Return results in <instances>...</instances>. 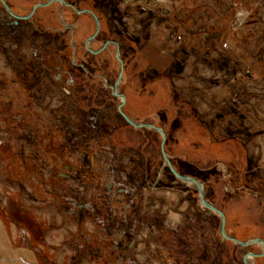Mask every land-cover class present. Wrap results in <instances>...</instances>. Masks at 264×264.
I'll return each mask as SVG.
<instances>
[{"label": "rangeland", "instance_id": "obj_1", "mask_svg": "<svg viewBox=\"0 0 264 264\" xmlns=\"http://www.w3.org/2000/svg\"><path fill=\"white\" fill-rule=\"evenodd\" d=\"M7 1L12 4L15 12L27 14L31 13L35 5L47 3L49 0ZM144 1L109 0L111 8L99 12L105 22L109 23L101 26L100 38L89 46L96 51L108 41L121 42L120 56L123 59V42L127 45V56L124 60L126 78L123 77L119 86L120 93L130 92L134 88L135 81H130L131 70L133 71L130 61L143 48L139 44L140 37L144 40L149 38L151 25L165 19L157 16L160 10H149L147 5L152 0H148V4ZM179 5L190 7L193 12L200 6L213 8L214 14L209 12L206 17L213 20L210 32L220 45L226 42L227 47H207L206 55L209 56V51L216 52V63L213 65V60H206L205 75L199 77L206 89L216 90L227 86L229 93L223 94L218 102H214L211 110L206 109L203 113L217 109L214 114L218 118L221 119L222 115L229 118L210 125L199 124L197 121L182 127L172 124L176 103H172L169 92L180 88L175 86L171 78L175 71L183 70L177 63L173 72L166 67L159 83L153 88L158 92L159 99L157 111L152 112L154 116L137 122L155 123L165 130V151L174 162L175 169L178 167L186 172L188 165H192L196 171H202L201 179L197 180L203 184L205 194H212L215 185L221 183L223 193L231 194L235 190L231 180H236L237 176L232 174L230 177V165L218 159L219 152L212 146L222 143L236 146L240 154L234 168L246 172L244 177L247 181L251 175L254 178L260 175L261 178V174H264V0H185ZM56 11V5L39 8L34 19L42 18L45 22L39 28L37 23L25 24L20 30L24 38H19V42H26L18 48L11 49L6 35L4 39L0 37V219L7 233L13 238V246L29 251L37 264H154L153 260H157L156 264H180L181 253L174 248V255L171 257L163 246H171L170 241L173 238L169 231L183 228L204 233L203 241L202 238L183 239L187 244L190 241L189 251L193 255L189 259L190 264H198V261L204 264H244L243 260L248 252L222 238L220 218L201 206L193 186L170 175L161 154L159 134L147 132L154 140L153 149L156 153V169L153 168L150 177L147 176L151 170L148 160L142 168L143 171L138 172L141 174L138 179L125 176L118 168L114 171V176L119 175L120 178L117 180L115 177L116 181L141 183L139 187L145 188L140 196L141 200L144 199L147 204L158 205V208L152 210L155 213H151V216L156 222L155 226L162 229L159 234L153 233L154 230L144 222L132 228L133 222L129 219L134 212L132 206L125 209L122 205L127 197L124 198L123 193L120 197L117 188L114 192L107 189L110 173L105 172L102 175L96 191H93L89 182L92 167L88 154L79 153L76 157L62 158L57 152L53 153V147L45 139L44 133L52 119L62 118L61 130L67 137L77 138L75 141L85 138L86 134L81 130L78 133L72 132V135L70 131L64 130L71 114H76L77 123L84 118L80 106L74 102L77 76L70 77L68 74L75 70L74 64H84L91 73L88 78L80 79L81 86L97 85L110 98L113 97L118 105L120 103L112 91L119 73V62L115 57L116 47L111 45L101 55L91 56L84 47L86 40L95 32L96 24L87 17L91 23H85L73 40L70 35L60 37L55 33V29H60L59 24L61 25ZM50 12H53V16L45 19L44 16L50 15ZM5 13L0 2L1 23H5ZM166 13L167 11L163 15ZM135 17V23H141L138 31L130 29L124 22V19ZM175 17L180 23L189 19L182 11ZM70 19L71 15L67 14L66 20ZM217 21L231 23L228 36L225 34L227 28L224 25L221 29H216ZM131 26L134 27L133 24ZM72 41L79 49L76 56L70 49ZM184 61L182 59L181 63ZM80 71L78 74H86L81 69ZM27 74H30L29 78ZM21 83L33 90L34 94H31L30 103L26 107L18 108L17 103L24 96L21 93ZM11 94L15 98L14 107ZM173 94L175 100L179 101V106H182L184 117L190 113L198 116L196 110H190L186 106L189 103L180 97L181 93L173 91ZM29 113L31 117L28 121L31 124L26 126L23 124V117H27ZM80 127L84 128L82 125ZM208 130H217V135L224 130V135L233 137L232 140L236 142H229V139L219 141V136L213 134L211 137L216 139L211 138V147L208 152H204L202 137H210ZM117 149L115 157L122 162L120 166L128 165L129 158L137 156L134 150L124 153L123 148ZM122 156L125 157L126 164H123ZM236 182L238 183L237 180ZM242 185L247 184L243 182ZM244 188L245 186L240 190L243 191ZM248 192L251 195L257 193L252 188ZM93 196L97 201L95 205L92 202ZM188 219L193 222L185 226ZM226 226L228 227V223ZM135 235L139 238H135ZM177 240L182 239H174L176 242ZM150 242H154L152 245L157 250V259L150 252ZM155 243L159 247H155ZM175 245L180 246L177 243ZM257 250L259 254L264 252V248L260 246ZM178 253L180 257L177 256ZM136 256H139L138 260ZM258 259L249 260V263L258 264Z\"/></svg>", "mask_w": 264, "mask_h": 264}, {"label": "crops", "instance_id": "obj_2", "mask_svg": "<svg viewBox=\"0 0 264 264\" xmlns=\"http://www.w3.org/2000/svg\"><path fill=\"white\" fill-rule=\"evenodd\" d=\"M184 1L185 0H152L150 4H148V0L144 1L148 4L147 7L149 10H160V12L157 13V16L165 18V21L163 20L160 23H153L150 29V36L146 40L140 37L139 44L142 45L143 48L139 50L135 58L130 61V64L133 66L130 81L133 79L135 84L133 90L123 93L126 96L127 102V104L125 103L126 105L123 107V110L125 114L134 121H144L149 119L151 115L154 116L152 112L155 110L157 111L159 99L158 92L153 88L159 83L166 67L171 68V71L173 72V68L177 63L183 67V70L178 72L175 71L173 73V78L171 79L175 86H178L180 90L176 88L172 90L181 93L182 95L180 94V97L189 103L186 106L190 110H196L198 116L190 113L189 116L184 117V113L181 112L182 106H179L180 103L175 100L172 91L169 92L170 99L172 103H176L175 106L173 105V109L176 111L171 118L172 124L176 123L179 125L178 127H182L183 125L195 124L197 121L199 124L204 125L206 123L210 125L211 123L215 124L218 121L229 118L228 116L223 115L221 119L218 118L216 114H214L217 109H213L207 114L203 113L206 109L211 110V107L215 104L214 102H218L219 99L223 97V94L229 93V87L227 86H221V88L216 90L213 88L206 89L204 82H202L203 80L199 77L200 75H205L206 60H213V65L216 63V52L209 51V56L206 55L207 47L211 45L216 47L223 46L217 42L216 38L212 37L213 33L210 32L213 26L211 21L213 20H208L206 18L209 12L214 14L213 8L210 6H200L196 12H193L190 7L179 5ZM126 4L127 3H125L124 6H126ZM166 11L167 13L163 15ZM179 11H182L183 14L189 16V19L186 22L180 23L177 21L175 16ZM133 19L134 18L124 19V22L127 23L130 29L138 31L141 29V23H135L137 17H135L134 20ZM131 24L134 25L133 28ZM222 25L227 28L225 34L228 36V29L230 28L231 23H219L218 21L215 23L216 29H221L220 27ZM223 44H226V42ZM127 48V45H124L123 42V61L127 56ZM182 59L185 60L183 63H181ZM74 75H76L78 79L77 86H75L77 92L75 93L76 97H74V102L77 103L83 111L82 114L84 115V118H81L79 124L84 127L83 130L86 132L85 138L81 137L79 138L80 140L78 139V141L72 142L71 138L67 137L60 128L63 119L57 117L52 119L49 122L48 127L44 129L45 139L52 145L53 153L57 152L62 158H67L68 156L76 157L79 153L88 154V158L91 161L90 166L92 167L89 182L90 186L93 187V191H96V186L98 185V181L103 177L102 175H104L105 172L110 173L111 175H108L109 182L106 184L107 189H112L114 192L115 188H117L118 194L121 195L123 193L125 196L124 198L127 197V200L122 201V205L125 206V209L128 207L130 208V205L132 206L134 212L133 215L129 216L130 222H133L132 228H135L136 224L142 225L144 222V224L150 226V229L154 230L153 233H161L162 229L155 226L156 222L153 220V216H151V213H155V211L153 212L152 210L158 208V205L147 204V201L145 202L144 199L141 200L140 196L145 190V188L139 187L141 183L136 181H133V183H122L116 181V179H120L119 175L115 174L116 176H114V171L118 168L122 173L124 172L125 176L127 175L131 179H138L141 175L138 174V172L144 168L143 166L148 160L151 170L149 175L147 173V176L150 177L153 173V168L156 169V167H154L156 161V153L155 149H153V146H155L154 140H152L147 131L130 127L125 121L119 118L117 114V101L113 97L110 98L103 88L98 87L97 85L85 87L79 84L81 78H88L91 74L82 75L81 73H72L70 77H74ZM26 76L29 78L30 74H27ZM123 77L124 79L126 78L124 72ZM21 84V93H23L24 96L22 101L17 103L18 108L26 107L30 103L31 94H34L33 90L24 86V83ZM10 96H12V94ZM12 98L14 99V107V95ZM7 106L8 108H12L11 105ZM29 117H31L30 113L27 117H23V124L26 126L30 123V121H28ZM98 119H100V121H98ZM102 119L109 127L106 131L99 129L102 127ZM97 121L99 123H97ZM153 125L156 126L157 124L153 123ZM224 133L225 131L223 130L217 135V130H208V136L210 137H207V135L202 137L204 152L209 151L211 147L210 145L212 144L211 136L213 134L219 136V139H217L219 141L229 139V142H236L232 140L233 137H227ZM205 144H207L206 147ZM118 147L123 148L122 150L124 153L128 150H134L137 156L130 157L128 165L120 166L122 162H119V159L116 160L115 157V155H117L115 151L118 150ZM212 147L219 152V160L228 162L231 167L230 177H232V174H234V177L237 176L236 180L238 183L235 179L231 180V183H234L233 186L235 188L231 194L223 193L224 190L222 183L221 185H215L212 194H205L207 200H211V203L225 214L226 224L228 223V227L226 226L228 229L227 233H230L232 237H235L239 241L261 239L264 242V174H261L263 179L262 177L260 178V175H256L258 178H254V176L252 177L251 175L248 177L247 181L244 177V174L247 173L240 172L237 168H234V163L238 161V155L240 154L236 146H233L232 144L230 145V143L229 146L227 143H222L216 144ZM124 158L125 157L122 156V161L123 164H126ZM74 169L76 170V167ZM202 180L206 181L204 178ZM243 182L247 185H242ZM243 186H245V188L241 191L240 188H243ZM251 188L255 189L257 192L255 195H251L248 192ZM92 202L94 205L97 204L95 196L92 197ZM162 209H164V207H162ZM197 212H200V210ZM145 214L147 217L144 216ZM201 215L204 216V214ZM167 220L169 221V218H167ZM172 220H174V217H172ZM191 220L189 221L188 219L185 226L190 222H193ZM168 233L173 238L170 241L171 246L168 244H165L164 246L162 245L167 249V254H171V257H173V250L176 248V251L181 253L182 262L180 264H190L189 259L193 257L189 251L190 241L187 244V241L184 243L183 239L202 238L201 241H203L204 233L199 230L183 228L172 230ZM135 238H139V236L135 235ZM175 238H181L182 240H177L176 242L174 241ZM12 239L13 238L5 230L3 221L0 219V264H37L31 257L29 251L22 248H15ZM175 243L180 244V246L175 245ZM152 244L154 245V242H150V252L154 255L155 259H157V250L153 248L154 246ZM259 246L263 248L261 244H254L250 247L243 248V250H245L246 253H257V247ZM155 247L159 246L156 244ZM128 248L130 249L131 246L129 245ZM179 249L182 251H178ZM135 251H139V249H135ZM198 255H200V250ZM177 256L180 257V254L178 253ZM138 258L139 256H136L137 260ZM155 261L157 260H153L154 264L157 263ZM258 261V264H264V256L259 258ZM199 262L200 261H198V264ZM200 263L204 264V262Z\"/></svg>", "mask_w": 264, "mask_h": 264}, {"label": "water", "instance_id": "obj_3", "mask_svg": "<svg viewBox=\"0 0 264 264\" xmlns=\"http://www.w3.org/2000/svg\"><path fill=\"white\" fill-rule=\"evenodd\" d=\"M0 1L3 4L4 8L6 9V11L11 16H14L15 18H20V17L15 16L10 11V9L8 8L5 0H0ZM57 1H59V0H49L47 3H40V4L35 5L33 7L32 11H31L30 15H28L25 18L26 19H30L32 17V15L34 14L35 10H37L38 8H45V7L55 3ZM59 2H62V1L60 0ZM82 12L91 15L93 17V19L95 20V22H96L95 23L96 24L95 32L85 42V48L87 49V51H89L92 55H99L107 47H109L110 45H113V46L116 47L115 57H116V59L119 62V73H118V78H117L114 86L112 87V91H113V95L120 100V103H119V105L117 107V112L121 116V118L130 127H133L135 129H147V130L153 131V132H155V133H157V134H159L161 136V154H162V157H163V159L165 161V164H166V166L168 168V171L170 172L171 175H173V177L176 180H178V181H180V182H182L184 184L193 186L194 189L198 193V198H199V202H200L201 206L205 210L216 214L220 218V222H221L220 223V234H221L222 238L225 241L231 242V243H233V244H235V245H237V246H239L241 248H247V247H250L251 245H254V244H261L263 246V248H264V242L261 239H252V240H249V241H239L238 239H236L235 237L230 236L227 233V231H226L225 214L220 209H218L214 204H212L210 201L207 200L203 184L200 181H198L196 178L191 177L189 175H183V174H181L180 172H178L175 169L172 161L170 160L168 154L165 151V143H166V140H167V135H166V132H165L164 129H162V128L158 127V126H155L153 124L134 121V120H132L130 117H128L125 114V112L123 110V107L125 106V103H126V96L123 93L119 92V86H120V84L122 82L123 72H124V61H123V59L120 56L119 44L117 42H115V41H108L99 50L95 51V50L90 49V47H89L90 44L95 40V38L97 37V35H98L99 31H100L101 23L99 22V19L97 18V16L93 12L88 11V10H84ZM263 256H264V253H260L259 254V253L248 252L245 255V257H244L243 262H244V264H250L249 260H254L256 258H261Z\"/></svg>", "mask_w": 264, "mask_h": 264}, {"label": "flooded vegetation", "instance_id": "obj_4", "mask_svg": "<svg viewBox=\"0 0 264 264\" xmlns=\"http://www.w3.org/2000/svg\"><path fill=\"white\" fill-rule=\"evenodd\" d=\"M59 1H57L51 5H56V7H57L56 13L59 16V19H60L59 23H61V25L59 24L60 29H55V33L58 34L60 37L61 36L66 37L67 35H70L72 40H73L75 38L76 34L78 33V30L81 27H83L85 25V23H91L92 21H93V23H96L91 15L82 12L84 10H88V11L93 12L97 16V18L99 19L101 26L105 25L104 23H109V22H105V20L103 19V16L99 14L100 11L103 12V11L109 10L111 8L109 0H61L62 2H59ZM5 2L8 6V8L10 9V11L15 16L20 17V18H15L14 16H11L3 6L4 11H6V13H5L6 20H5V23H1V19H0V37L4 39V35H6L5 38L8 39L7 41H9L7 43H9L11 49L13 50L14 47L18 48V47H20V45H23L24 42H26V40L19 42V40H20L19 38H21L22 40L24 38V37H22L23 33L20 32V30L23 29V26L25 24L37 23L38 28H39V27H41L40 24L44 23L45 20L42 18H40V19L35 18L34 19V15L39 8L37 10H35L34 14L32 15V17L30 19H26L25 17L30 15V13L19 14V13L15 12L12 4H10L7 0H5ZM51 5H49V6H51ZM49 14L50 15H45L44 18L48 19L50 16H53V12H50ZM67 14L71 15L70 21L66 20ZM87 17L91 19V22L89 21V19ZM5 29H7V33H5ZM100 29H101V27H100ZM20 35H21V37H19ZM100 36H101V34L99 31V33H98V35L94 41L98 40V38H100ZM118 44H119V42H118ZM70 49H71V52L74 54V56H76L79 53V49L76 45H74L73 41L70 45ZM86 51H87V49H86ZM58 52L60 53L62 51H58ZM101 54H99V55H101ZM90 55L93 57L99 56V55H92V54H90ZM83 65L78 64V63L74 64L75 70H73L72 72H68V74L72 75V73L73 74L79 73L80 69L84 73H86L87 75L91 74L86 69L88 67L83 66ZM42 66L45 67L44 64ZM77 67H79V68H77ZM61 77H62V75H61Z\"/></svg>", "mask_w": 264, "mask_h": 264}, {"label": "trees", "instance_id": "obj_5", "mask_svg": "<svg viewBox=\"0 0 264 264\" xmlns=\"http://www.w3.org/2000/svg\"><path fill=\"white\" fill-rule=\"evenodd\" d=\"M119 44H120V46H121V43L119 42ZM117 114H118V112H117ZM118 116H119V118H121V116L118 114ZM122 119V118H121ZM103 120V119H102ZM123 120V119H122ZM98 121H100V119H98ZM97 121V123H99ZM124 121V120H123ZM101 128H99V129H101V130H103V131H106L109 127H108V125L104 122V120H103V123L101 124ZM129 126V125H128ZM81 130H83V128L81 129V127H80V131ZM144 131H147V132H149V133H152V134H156L155 132H153V131H150V130H147V129H143ZM82 132V131H81ZM83 132L85 133V131L83 130ZM187 168V167H186ZM176 169H177V171L178 172H180L181 174H183V175H189V176H191V177H194V178H196V179H201L200 177H201V172H199V171H196L195 170V168H194V166H192V165H188V168H187V171L186 172H183V170H181V169H179L178 167H176ZM171 175V174H170ZM173 176V175H172ZM171 176V177H172ZM174 178V177H173Z\"/></svg>", "mask_w": 264, "mask_h": 264}, {"label": "built area", "instance_id": "obj_6", "mask_svg": "<svg viewBox=\"0 0 264 264\" xmlns=\"http://www.w3.org/2000/svg\"><path fill=\"white\" fill-rule=\"evenodd\" d=\"M178 39H180V38H178ZM226 47H227V45L224 44L223 48H226ZM69 119H70V121H68L66 123V127H64V130L67 131V132L70 131L69 133H71V134H72V132L73 133H78V131H80V124L76 122V114L75 113L71 114ZM75 140H77V138H74V137L71 138L72 142H76ZM82 157H84V155H82Z\"/></svg>", "mask_w": 264, "mask_h": 264}]
</instances>
